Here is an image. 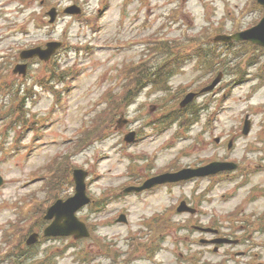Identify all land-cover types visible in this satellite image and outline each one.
I'll list each match as a JSON object with an SVG mask.
<instances>
[{
	"label": "rangeland",
	"instance_id": "obj_1",
	"mask_svg": "<svg viewBox=\"0 0 264 264\" xmlns=\"http://www.w3.org/2000/svg\"><path fill=\"white\" fill-rule=\"evenodd\" d=\"M72 4L81 8V14L63 15L61 11ZM50 7L60 11L53 25L46 17ZM260 14L254 0H0V175L4 179L0 264H123L133 247L129 237L154 235L150 224L161 217L177 227L168 225L156 237L163 244L151 260H136L140 251L133 250L132 264H188L196 259L211 263L220 255L199 244L200 238L209 239V235H201L192 225L217 217L236 232L254 224L243 217L261 218L264 64L251 67L250 62L251 56L264 59L260 51L252 54L239 44L206 45L207 52L218 51L228 59L224 77L213 93L196 100L195 115L184 114L180 123L168 128L160 124L163 115L177 108L173 100L198 91L215 75L206 72L196 58L167 76L172 78L165 93H154L149 87L136 91L124 100L126 108L108 117L113 100L122 104L126 97V85L134 88L133 73L126 66L142 61L154 65L155 57L157 63L163 47L157 42L169 41L177 51L186 36L202 28L219 27L222 33H231L259 20ZM206 32L215 34V30ZM51 40L63 46L48 63L33 61L28 63L26 77L12 75L15 54ZM53 72H58L57 83L51 80L56 78ZM119 111L126 124L117 125ZM102 114L99 125L105 131L75 151L81 134L86 135ZM246 115L251 131L243 136ZM130 130L139 131V139L127 145L123 137ZM229 140L233 143L228 149ZM56 156L58 161L65 156L69 160L50 184L46 177L55 169L46 166ZM208 160L231 161L238 168L142 195L122 191L131 182L134 185L163 169L202 165ZM76 164L88 173L86 193L92 201L77 216L87 224L90 239L41 238L26 249L27 234L41 232L48 223L41 220L38 210L31 217L29 209L40 206L45 210L57 198L72 196L71 173ZM180 197L198 207L197 217L176 213L174 203ZM120 214L126 215V224L115 222ZM256 226L263 233L252 236L254 243L248 251L259 253L264 263V227Z\"/></svg>",
	"mask_w": 264,
	"mask_h": 264
},
{
	"label": "water",
	"instance_id": "obj_2",
	"mask_svg": "<svg viewBox=\"0 0 264 264\" xmlns=\"http://www.w3.org/2000/svg\"><path fill=\"white\" fill-rule=\"evenodd\" d=\"M260 4L264 7V0H258ZM64 13L67 14H79L80 10L76 6L67 7L64 10ZM48 16L50 17V23H53L56 19L57 12L55 8H52L48 12ZM241 40H250L254 43L264 45V18L260 21V23L245 32L236 33L231 36H218L215 38V41L222 42H231V41H241ZM61 46L60 43L51 42L46 44L45 49L34 48L31 50L23 51L20 54L21 59H28L38 56L41 60L47 61L51 57L53 53ZM14 73L25 75L26 73V65H17L13 70ZM220 80L218 77L210 88H213ZM209 88V89H210ZM193 95H190L186 98L189 100ZM135 133H129L125 137V141L127 143H131L134 140ZM230 168L229 164L226 163H211L208 166L199 168L197 170H181L176 173H167L157 177H154L144 183L142 187L139 188H128L125 192H140L144 189H149L156 184H161L165 182H176L179 180H187L192 177H200L206 176L210 174H215L219 171L227 170ZM86 172L83 170H74L73 179L75 182V194L73 197L68 198L65 201L58 200L56 201L46 212L44 219L52 220L51 224L44 230L43 235L45 237L49 236H74L76 239L88 237L89 233L84 223L78 220L75 213L81 207L89 203V198L85 193V177ZM3 180L0 177V186ZM188 210L187 208L181 206V211ZM120 220H123L122 218ZM39 235L38 233H32L26 240L27 245H33L38 241Z\"/></svg>",
	"mask_w": 264,
	"mask_h": 264
},
{
	"label": "trees",
	"instance_id": "obj_3",
	"mask_svg": "<svg viewBox=\"0 0 264 264\" xmlns=\"http://www.w3.org/2000/svg\"><path fill=\"white\" fill-rule=\"evenodd\" d=\"M208 36V33L206 32V30L200 31L199 33L195 34L194 36H186V39L181 42V48H177L176 51V47L172 45L171 42H165V41H161V42H157L159 44H163V47L160 48V54H161V58L159 60H157L156 63V57H155V63L154 65H151L149 63H147L146 61H142L139 62L136 66H131L132 68H137L138 72L137 73H133V77H136V79L133 81V83L135 84V89L138 90L145 81H148L151 76L153 75V73H149L146 72V69L149 68H157L160 70H171L173 68H179L181 63L184 62L185 59L191 57V56H197L200 58H203L205 56H209L208 53L204 50V43L200 38H194V37H202V38H206ZM203 44V45H201ZM214 60V59H213ZM53 74L56 75V80L58 82V72L55 73L53 72ZM158 77L163 76L162 73L160 74H155ZM61 78V77H59ZM146 78H148V80H145ZM64 81V78L62 80V82ZM155 81V80H154ZM131 82L129 81L128 84H130ZM155 87L158 86V88L163 87L164 83L163 82H157L156 84H154ZM125 106H123V104L117 103V101L114 99L110 110H109V119L112 118V116H116V111L118 112V110L120 108H124ZM103 116V114L98 117L100 119H98V121L96 122V125L93 126L92 128L88 129L86 135H83L78 142L75 144V151L76 150H81L83 149L85 146L91 144L95 139L99 138V136L102 134L104 130V125H99L101 123V121L103 120V118H101ZM69 160V156H65L63 158L62 161H58L57 159L54 161V169L55 171L52 173L51 178L48 179V181H50L49 183L51 184L52 180V176H55L53 178L59 177L60 173H61V169L65 168V164L68 162ZM58 161V162H57ZM67 167V166H66ZM66 171H70L69 168ZM61 178H57V181L60 180ZM56 181V180H55ZM36 210H38L39 216H41V214L43 213L44 209H42V207L40 206H36L34 209H29L28 214H30V216H33V213L37 212ZM162 227H160L159 229H161ZM157 249V247H155V250ZM28 259V258H27Z\"/></svg>",
	"mask_w": 264,
	"mask_h": 264
},
{
	"label": "flooded vegetation",
	"instance_id": "obj_4",
	"mask_svg": "<svg viewBox=\"0 0 264 264\" xmlns=\"http://www.w3.org/2000/svg\"><path fill=\"white\" fill-rule=\"evenodd\" d=\"M185 201V200H184ZM181 202V197L176 200L174 205H178V203ZM185 202H188L187 200ZM188 205L191 204L190 202L187 203ZM196 210V214L198 212V209L194 206L192 207ZM195 214V215H196ZM231 214H234V212H231ZM217 217H214L212 222L208 223L206 227L211 228V234L210 239L213 245L212 251L214 255H220L215 261H212L210 264H264L259 263V253H256L254 255H251L248 251V249L253 245L254 241L252 239V236L260 232L259 227L256 225H261L264 227V220L263 222H260L261 218L259 217L256 219L255 217H249L242 219L254 224L249 225L244 231H236L231 232V225H224L221 222H219ZM226 220H228L226 218ZM256 224V225H255ZM240 228L243 226L239 225ZM199 231V228H197ZM200 232V231H199ZM201 234V232H200ZM201 240V239H200ZM220 240H230L231 243L226 244L219 242ZM246 245V246H245ZM245 246V247H242ZM240 259H246L245 261H241ZM202 262V261H201Z\"/></svg>",
	"mask_w": 264,
	"mask_h": 264
}]
</instances>
